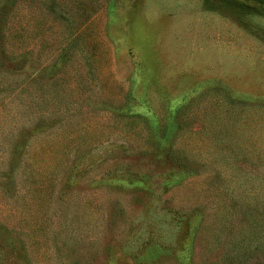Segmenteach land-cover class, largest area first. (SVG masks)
<instances>
[{
	"label": "rangeland",
	"instance_id": "374dc122",
	"mask_svg": "<svg viewBox=\"0 0 264 264\" xmlns=\"http://www.w3.org/2000/svg\"><path fill=\"white\" fill-rule=\"evenodd\" d=\"M0 264H264V0H0Z\"/></svg>",
	"mask_w": 264,
	"mask_h": 264
}]
</instances>
